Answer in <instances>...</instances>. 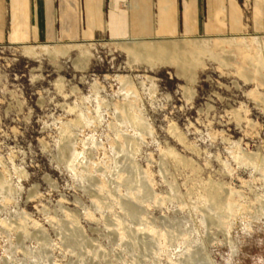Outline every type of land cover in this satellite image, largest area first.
<instances>
[{
  "label": "rangeland",
  "instance_id": "1",
  "mask_svg": "<svg viewBox=\"0 0 264 264\" xmlns=\"http://www.w3.org/2000/svg\"><path fill=\"white\" fill-rule=\"evenodd\" d=\"M0 264H264V35L0 44Z\"/></svg>",
  "mask_w": 264,
  "mask_h": 264
},
{
  "label": "crops",
  "instance_id": "2",
  "mask_svg": "<svg viewBox=\"0 0 264 264\" xmlns=\"http://www.w3.org/2000/svg\"><path fill=\"white\" fill-rule=\"evenodd\" d=\"M264 35V0H0V44Z\"/></svg>",
  "mask_w": 264,
  "mask_h": 264
},
{
  "label": "bare ground",
  "instance_id": "3",
  "mask_svg": "<svg viewBox=\"0 0 264 264\" xmlns=\"http://www.w3.org/2000/svg\"><path fill=\"white\" fill-rule=\"evenodd\" d=\"M165 48H168L169 49V48H172V47H170V46H163L162 49L165 50Z\"/></svg>",
  "mask_w": 264,
  "mask_h": 264
}]
</instances>
